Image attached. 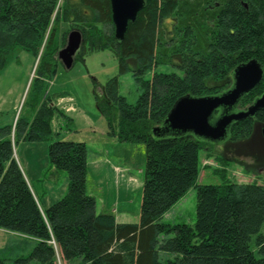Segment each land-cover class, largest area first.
<instances>
[{"label":"trees","instance_id":"1","mask_svg":"<svg viewBox=\"0 0 264 264\" xmlns=\"http://www.w3.org/2000/svg\"><path fill=\"white\" fill-rule=\"evenodd\" d=\"M61 1L56 19L63 16L82 36L74 63L83 60L86 48H106L117 62L118 76L132 73L140 89L131 105L119 95L117 77L102 86V98L94 84L107 135L145 149L139 221L119 224L112 213L97 214L96 200L87 192L88 149L73 141L49 146V162L65 172L68 188L42 211L14 157L11 127H4L0 229L31 239L35 246L26 258L0 259V264H264V184L199 185L198 155L212 144L192 135L153 134L181 97L223 93L232 85L234 69L252 59L264 71V0H144L121 42L114 38L109 0ZM58 4L0 0V73L17 49L38 56ZM54 35L50 32L38 59L36 93L56 73ZM158 66H175L182 75L153 72ZM148 72L153 74L145 79ZM263 92L264 72L260 85L241 99L237 110ZM37 103L34 99L37 109L31 123L19 127L17 120L14 139L46 141L52 118L57 113L65 118L52 102ZM252 119L232 124L226 141L249 138L252 121L264 125V111ZM191 188L196 190L194 225L161 223Z\"/></svg>","mask_w":264,"mask_h":264},{"label":"rangeland","instance_id":"2","mask_svg":"<svg viewBox=\"0 0 264 264\" xmlns=\"http://www.w3.org/2000/svg\"><path fill=\"white\" fill-rule=\"evenodd\" d=\"M58 2L59 4L55 9L38 56L35 58L17 49L0 73V129L11 127L14 157L40 206L45 200L43 195L50 198L56 197L57 192L61 191L62 187L68 183L65 172L54 170L50 164L48 158L49 146L54 142H78L79 140H84L87 144L93 145L95 141L101 142L102 139L99 136L101 129L107 135L105 120L97 109L95 102L94 84H96L95 91L99 98H102L103 95L102 86L112 77L118 78L119 95L125 98L127 103L135 104L140 95V89L135 84L132 73L118 76L117 62L112 52L106 48L101 50L86 48L83 60L75 62L69 71L64 70L57 54L65 46L68 34L73 30L78 31V29L71 26L70 22L65 20L63 16H58V19H56V12L62 1L58 0ZM52 31L55 32L53 45L57 50L56 73L52 80L46 81L47 87L36 93L38 85L36 87L34 81L35 69L39 56L42 54ZM174 61L177 62V59ZM153 72L182 75V72L175 66H158ZM153 72H148L144 78L150 79ZM60 93L67 100V108H71L70 110L73 112L69 114L68 118H61L58 113L52 118L49 139L41 142L24 141L18 136L14 139L13 130L17 120H19V127H22L23 123L29 124L32 122L37 109L33 106L34 99L39 101L38 105L41 102H47L48 104L52 102V106L55 107L56 100L61 97H55L56 99H54V94ZM34 94L37 95L36 98ZM68 98L70 99L69 103ZM247 107L248 105L243 106L241 109L245 110ZM89 123L92 124L91 129L85 127V124ZM263 127L264 125H260L254 120L252 121V131L249 138L235 143L225 141L219 145L207 146L201 149L198 155L199 172L196 183L199 185H220L226 182L264 184V139L261 135ZM107 137L114 139L108 135ZM131 150L133 152L125 156L129 160L128 162L131 161L134 164V176L143 181L144 146L134 144L131 145ZM113 154V158L108 156L104 160L108 163L123 166L126 160L125 156H122L121 152H119L121 156ZM217 158L221 161L216 160ZM48 167L53 168L52 170L56 173H51L52 171ZM93 179L95 177H88L89 194L95 191L91 185ZM47 181L50 185H47ZM125 189L121 183L113 187L104 183V194L95 191L97 214L112 212L111 210H113L115 211L114 216L120 222L126 220L127 223L125 224L138 223L142 188L138 186L135 188L130 187L124 192ZM66 192L61 197L54 199L52 205L58 202ZM103 202L104 204H102ZM103 207H105V210H103ZM195 207L196 190L191 188L161 218L160 222L167 225L187 224L193 226L195 223ZM41 210L43 211V209ZM34 246L35 241L0 229V259L12 261L18 258H26ZM160 255L163 256V254Z\"/></svg>","mask_w":264,"mask_h":264},{"label":"water","instance_id":"3","mask_svg":"<svg viewBox=\"0 0 264 264\" xmlns=\"http://www.w3.org/2000/svg\"><path fill=\"white\" fill-rule=\"evenodd\" d=\"M109 4L114 38L121 42L128 25L136 21L138 13L144 8L145 1L109 0ZM81 43L82 36L77 30L68 34L65 46L57 54L65 71L72 68ZM263 72L261 64L252 59L234 69L232 85L223 93L181 97L167 114L163 125L153 130L154 136L162 137L158 133L165 132L176 136L192 135L212 145L225 142L232 124L252 119L257 112L264 111V92L245 110H237L241 99L260 85ZM261 135L264 139V127Z\"/></svg>","mask_w":264,"mask_h":264},{"label":"crops","instance_id":"4","mask_svg":"<svg viewBox=\"0 0 264 264\" xmlns=\"http://www.w3.org/2000/svg\"><path fill=\"white\" fill-rule=\"evenodd\" d=\"M66 101L67 100L65 97H62V98L56 100L57 104L55 105V107L57 108L58 112H62L64 117L68 118L69 114H71L73 111L70 110L71 108H67L68 104H66ZM69 102H70V99L68 98V103ZM58 105H60L61 107H59ZM85 127L91 129L92 124L91 123H89L87 125L85 124ZM100 132L101 133H99V136L103 141L100 140L101 142H99V143L97 141H95V143L93 144L94 146L87 144L84 140L78 141V142L84 143L88 149L87 192H88V185H89L88 177L89 178L95 177V179H93L94 181H92V183H91L92 188H94L95 191H100L101 194H104V183L106 185L110 184L111 187L116 186L119 183H121L124 186V188H126V189H128L130 187L135 188L136 186L142 188L143 181L140 180V178L138 179L136 176H134V172H133L135 170L134 164L131 161L128 162L129 160H127V157H126L131 152H133L131 150V145L119 144L114 139H112V138L109 139L103 129H101ZM103 135H105V136H103ZM105 140H106V142H105ZM119 152H121L122 156L126 155L125 156L126 160L124 162L125 164L123 166L120 164L108 163L104 160L108 156L113 158V156H114L113 153L121 156V154H119ZM144 161H145V158H144ZM48 166H50V165H48ZM48 168L50 171H52L51 173H53V174L56 173V171L52 170L53 168L52 169H50V167H48ZM27 183H28V181H27ZM46 183H48L47 185H50V183L48 181ZM67 188H68V183H66L62 187L61 191L57 192L56 197L50 198L46 195H43V198H45V200H44V203L42 204V206L39 205L40 209H43V211H45L47 208H49L52 205L54 199L61 197V195L67 191ZM126 189L123 191L125 192ZM95 191L90 192V194L88 192V194L90 196L94 197ZM102 204H104V202ZM96 210H97V203H96ZM103 210H105V207H103ZM111 211L112 212H104V213H112L114 215L115 211H113V210H111ZM115 220L117 223H120V224L127 223L126 220H124L123 222H120L116 217H115Z\"/></svg>","mask_w":264,"mask_h":264},{"label":"bare ground","instance_id":"5","mask_svg":"<svg viewBox=\"0 0 264 264\" xmlns=\"http://www.w3.org/2000/svg\"><path fill=\"white\" fill-rule=\"evenodd\" d=\"M240 103V102H239ZM254 119V118H253ZM251 120V119H250ZM261 125V124H260Z\"/></svg>","mask_w":264,"mask_h":264}]
</instances>
